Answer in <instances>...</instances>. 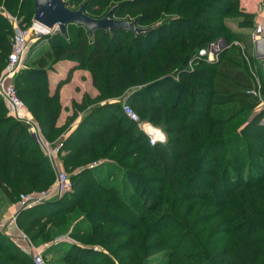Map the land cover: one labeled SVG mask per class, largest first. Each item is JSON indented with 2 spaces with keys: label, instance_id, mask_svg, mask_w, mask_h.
<instances>
[{
  "label": "trees",
  "instance_id": "trees-1",
  "mask_svg": "<svg viewBox=\"0 0 264 264\" xmlns=\"http://www.w3.org/2000/svg\"><path fill=\"white\" fill-rule=\"evenodd\" d=\"M97 1L67 0V6L86 2L85 13L101 18L91 14ZM33 2L0 0V60L12 33L3 12L17 8L21 24L30 22ZM233 2L125 0L111 7L114 18L155 27L140 35L98 30L89 36L83 27L68 25L66 36L48 41L50 64L40 60L14 75L19 98L46 135L59 138L81 114L59 152L66 170L80 168L70 178L72 191L16 214L18 228L37 244L57 218L79 209L72 227L60 218L72 228L63 233L79 244H52L44 259L66 248L57 260L63 264H264V109L249 94L256 89L249 62H260L251 34L221 38L224 27L215 26L233 12ZM253 19L246 27L252 28ZM218 39L244 42L249 55L221 62L231 45L217 63L190 69L198 51ZM61 61L76 66L50 94L47 72ZM74 70L89 72L98 96L84 95L58 128L59 89ZM260 82L264 101V78ZM122 95L139 118L148 117L164 132V144L150 146L121 103L107 102ZM26 129L0 108V202L7 205L53 185L55 168ZM94 160L103 164L86 168ZM2 262L33 264L0 230Z\"/></svg>",
  "mask_w": 264,
  "mask_h": 264
},
{
  "label": "built area",
  "instance_id": "built-area-1",
  "mask_svg": "<svg viewBox=\"0 0 264 264\" xmlns=\"http://www.w3.org/2000/svg\"><path fill=\"white\" fill-rule=\"evenodd\" d=\"M5 15V11L3 12ZM8 19V18H7ZM10 19V18H9ZM11 23H14V35L11 42L10 52L7 56L6 66L3 72L0 74V98L3 99L10 111L11 117L22 123L27 127L33 140L39 146L43 154L54 163V161L59 157L60 148L62 147V141L60 140L56 148H52L51 145L43 140V134L40 126L37 122H34L32 116L28 112L25 103L19 98L16 88L12 83L14 75L24 67V61L27 58L29 45L28 39L30 34L33 33L37 38L41 36H53L59 33L56 29L48 30L45 27L32 21V24L28 30L20 27V22L18 18L10 19ZM264 36V18L257 23L255 30L252 34L253 43ZM221 41H216L207 45L206 48H202L198 51V54L191 60L188 64L190 69L192 65L198 62H205L208 64L217 63L219 60V54L221 53V48L218 46ZM261 64V71L264 72V60L259 61ZM251 76L255 83L256 89L249 92L252 96L256 97L260 102V109H264V101L261 97V87L262 85L258 82L257 76L251 70ZM121 110L123 115L132 123H134L138 130L141 131L148 139L150 146H155L157 144H164L166 142V135L159 128H155L149 124H143L138 114L133 110V108L126 102H121ZM261 125L264 126V116L261 119ZM92 168V167H91ZM73 185L70 177L64 171H58L53 185L41 192H32L27 194H20L18 201L16 203L17 210H23L30 208L31 206L41 204L45 201L51 200L56 197H60L65 193L72 191ZM17 211V212H18ZM15 213L11 222L16 220ZM24 239L27 240L28 246L31 244L30 241L23 235ZM66 237H62L57 240V242L65 241ZM68 239V238H67ZM69 242L73 243V240L68 239ZM30 255L32 256L33 264H44L43 255L38 250H30Z\"/></svg>",
  "mask_w": 264,
  "mask_h": 264
},
{
  "label": "rangeland",
  "instance_id": "rangeland-1",
  "mask_svg": "<svg viewBox=\"0 0 264 264\" xmlns=\"http://www.w3.org/2000/svg\"><path fill=\"white\" fill-rule=\"evenodd\" d=\"M123 1H125V0H106V1H104V0H100L99 1L98 0L97 1V5L94 6L91 9L92 10L91 14L94 15V17L104 16L109 11V9H111V7L118 5V4L122 3ZM80 4H77L75 6L72 5V6H70V9L76 10V9H78V6ZM232 5L234 7L233 12L228 17H225L220 22H218L217 25H215V26L223 25V27H224V32L225 33L222 34V35H219V36L221 38L222 37L224 38V37H226V33L233 34V35H240V36H247V35L251 34V36H252V34H253L254 30H255V26L257 25V23L254 22V25L252 26V28L251 27L248 28L246 26L252 20V17L255 18V16H253V14L249 13V11H247L245 9L246 6L242 7V5H241L239 0H234ZM2 8L5 9L3 7V5L0 4V11H2ZM13 9H14V7H13ZM13 9L5 10V17L4 18L5 19L8 18V20L7 19L6 20L8 21V26H10V28L12 30V33L8 37L9 48H8V50H4L3 51L4 55H3V58L0 60V74L3 72V70H4L5 66H6V58H7L8 54H9V52H10L11 42H12V38H13V35H14V28H15L14 26L15 25H14L13 22L11 23L10 19H15L16 20L17 8L14 9V10ZM134 14H136V15L140 14V10L135 11ZM175 14H176V9L172 12L171 15H175ZM18 20L20 22V24H19L20 27L23 28V29H26V30H28L30 28L31 24H32V20L30 22H24L23 24H21V21L24 20V18H20V19L18 18ZM151 26L141 25L140 28L141 27L142 28H150ZM53 37H54V35H53ZM199 37H200V35H197V36L194 37V39H198ZM50 38H52V36H41L40 38H37L33 33L30 34V37L28 39L29 50H28L27 58L25 59L24 64H23L24 67L27 66L28 68H35V67L38 66V63H39L40 60H45L47 64H50L53 61L52 58H49L48 56H45V53L49 51L48 50V41H49ZM218 40L221 41L219 43V45H218L221 48V50L233 45V47L230 48L229 51L226 53V55L222 58L221 62H224L225 60L228 61V58L233 60L234 56H235V58L238 57V59L243 61L244 55L246 56L245 51H246L247 54L249 52V49H245L246 48V44L244 42L241 43V42H238L236 40L231 39V41L228 42V44H227L223 39H218ZM218 40H216V41H218ZM195 41L196 40H194V43H195ZM239 50L241 51V55H239ZM249 64H250L249 65L250 73H251V70H252L254 72L255 76H257L258 82L261 84L260 79L264 78V76L262 75V72H261V68L259 67V66H261L260 65L261 63L260 64H252L251 62H249ZM24 67L20 68V70L23 69ZM193 67H194V65H192V69H193ZM52 68H53V70H52ZM55 68H57V62L52 65L51 70H49L47 72V76H46V83L48 85V90H49L50 94H52L54 92L52 90L51 86H50V80L52 79L51 76L57 72V69H55ZM90 80H91V76H90ZM12 83L14 84L13 81H12ZM89 83H92V81H89ZM16 88L18 90L17 86H16ZM86 88L88 90L87 91L88 93H86L84 95H86L88 97H90V96L93 97V98L90 97L91 99H95L98 96V91L92 86V84L90 86H88V87L83 86V89H86ZM89 93H91V94H89ZM115 99L107 100V102H110V101H113V100L119 101L120 103L122 101H126L127 102L128 97H127V95H122V96L117 97ZM73 106H74V104L72 105V108H73ZM26 107L28 109L29 106L27 105ZM0 108L5 112V114L8 117H11L10 111H9V109L7 107L6 102L3 99H1V98H0ZM134 111L135 112H139V110L137 108H135ZM32 119H33L34 122H37L36 118L34 116H32ZM140 119H141V122L143 124L151 125L150 123L147 122L148 117H140ZM154 127L158 128L156 126H154ZM136 128H137V126H136ZM26 130L28 132V129H26ZM42 134H43V140L48 142L51 145L52 148H56V146L58 144L57 133L54 132V133H51L50 135H46L45 133L42 132ZM51 164H53V163H51ZM85 164H88L86 166V168L91 169V167L93 168V167H97V166H100L101 164H103V160H94L93 162H88V163H85ZM77 166L78 165L71 166L67 170L64 167H62L61 171L66 172L70 178L73 177V176L76 177V175L78 174L79 169H80ZM56 175H57V171H56V168H55L54 181H55ZM118 178H120V177H118ZM54 181H53V183H54ZM86 208L87 207H84L82 210L85 211ZM5 209H6V207L0 206V220H1L2 212ZM60 218H64L66 221H69L70 224H71V227H72L75 224V222H78L80 220L81 215L79 213V209L77 208V209H75L73 211L72 214L63 215L62 217L57 218L53 222V224H52L53 226H51L49 228L48 234L45 236V239L43 241H39V242H37V244H32L30 242L31 244L29 245V248H30L29 251L35 249V250L40 251L41 254L43 255L44 253L47 252L48 248L52 244L59 243V242H57V240L62 238V237H66L65 241H62L63 243L74 244V245L79 244L76 240H73L68 234L63 233L62 230H65V232L66 231L70 232V230L72 228H70V227H68V225H65L64 223H62ZM67 238L73 240V243L69 242ZM95 248H96V250H98L99 247H95ZM65 250H66V248H63L62 254L54 255L53 253H51L45 259L43 257L44 264H63L62 262H58L57 260H58V258H62L64 256ZM99 250L104 252V253H106V254H108V252L106 250H104V249H100L99 248ZM1 264H5V263L2 262Z\"/></svg>",
  "mask_w": 264,
  "mask_h": 264
},
{
  "label": "crops",
  "instance_id": "crops-1",
  "mask_svg": "<svg viewBox=\"0 0 264 264\" xmlns=\"http://www.w3.org/2000/svg\"><path fill=\"white\" fill-rule=\"evenodd\" d=\"M242 7H245L249 13L255 16L254 22L259 23L264 18V0H239ZM5 17V15H3ZM7 19V18H6ZM8 20V19H7ZM76 63L61 61L57 63V72L51 76L50 86L54 91L56 85L59 81L65 80L67 74L71 68H74ZM264 76V72H262ZM90 74L84 70H74L70 81L64 84L59 89V100L61 103V113L57 120V127L60 128L63 126L68 117H70L73 113V104H79L83 98V95L88 93L87 88L83 89V86L88 87L92 83H89ZM92 88V87H91ZM89 89V88H88ZM91 94V93H89ZM91 97V96H90ZM93 98V97H91ZM116 100V99H115ZM81 119V114L77 117V119L69 126L70 128L67 132L61 134V136L57 139L60 140L66 139L68 134L78 125ZM53 163V162H52ZM53 167L56 168V171H61L63 165L61 163L60 157L53 163ZM0 206L6 207V209L2 212L1 220H0V230L4 232V234L9 237L17 247H19L24 252L30 254L29 246L27 240L24 239L22 231L18 228L15 222H11L12 216L17 213L16 204L7 205L4 202H0Z\"/></svg>",
  "mask_w": 264,
  "mask_h": 264
},
{
  "label": "water",
  "instance_id": "water-1",
  "mask_svg": "<svg viewBox=\"0 0 264 264\" xmlns=\"http://www.w3.org/2000/svg\"><path fill=\"white\" fill-rule=\"evenodd\" d=\"M85 7L86 2L82 3L78 9L72 10L68 8L67 0H34L32 21L48 30L57 28L62 36H66L68 25L83 27L89 36L98 30H107L109 33L121 30L140 35L155 27L140 28L132 21L116 19L112 16L114 8H111L102 18H92L85 13ZM253 53L256 60H264V36L253 43Z\"/></svg>",
  "mask_w": 264,
  "mask_h": 264
}]
</instances>
